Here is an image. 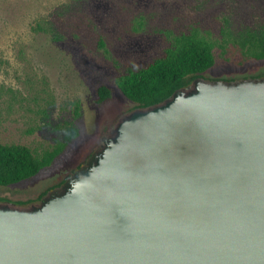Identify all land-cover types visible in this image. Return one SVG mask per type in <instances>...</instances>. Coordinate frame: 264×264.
Masks as SVG:
<instances>
[{"label": "water", "instance_id": "water-1", "mask_svg": "<svg viewBox=\"0 0 264 264\" xmlns=\"http://www.w3.org/2000/svg\"><path fill=\"white\" fill-rule=\"evenodd\" d=\"M0 264H264V76L121 116L40 202L0 203Z\"/></svg>", "mask_w": 264, "mask_h": 264}, {"label": "rangeland", "instance_id": "rangeland-1", "mask_svg": "<svg viewBox=\"0 0 264 264\" xmlns=\"http://www.w3.org/2000/svg\"><path fill=\"white\" fill-rule=\"evenodd\" d=\"M39 19L63 37L38 33ZM261 24L264 0H0V141L41 152L70 124L79 129L50 166L0 186V203L28 207L64 180L135 109L116 78L161 55L181 33L197 29L216 44L202 76H264V59L246 57L240 46ZM100 84L112 97L99 106Z\"/></svg>", "mask_w": 264, "mask_h": 264}, {"label": "trees", "instance_id": "trees-1", "mask_svg": "<svg viewBox=\"0 0 264 264\" xmlns=\"http://www.w3.org/2000/svg\"><path fill=\"white\" fill-rule=\"evenodd\" d=\"M33 28L46 36L52 35L53 40L63 37L47 19L37 20ZM215 45L214 41L197 29L181 33L161 55L141 68H130L126 73L120 74L116 78V84L128 99L136 103L135 108L160 103L176 89L188 87L196 77L202 76L214 65ZM240 46L246 57L264 59V24L248 29ZM96 93L95 102L99 106L112 97V89L106 84L98 85ZM78 135L79 129L72 123L67 127L62 140H57L52 148L43 149L41 152L25 144L0 141V186L15 184L35 176L50 166ZM47 191L40 196V200Z\"/></svg>", "mask_w": 264, "mask_h": 264}, {"label": "snow or ice", "instance_id": "snow-or-ice-1", "mask_svg": "<svg viewBox=\"0 0 264 264\" xmlns=\"http://www.w3.org/2000/svg\"><path fill=\"white\" fill-rule=\"evenodd\" d=\"M133 164L136 167H143L145 164V160L143 158H136L133 160Z\"/></svg>", "mask_w": 264, "mask_h": 264}, {"label": "flooded vegetation", "instance_id": "flooded-vegetation-1", "mask_svg": "<svg viewBox=\"0 0 264 264\" xmlns=\"http://www.w3.org/2000/svg\"><path fill=\"white\" fill-rule=\"evenodd\" d=\"M85 160H86V159H85ZM85 160H84V161H85ZM84 161H83V162H84ZM80 164H81V163H80ZM80 164H79V165H80ZM79 165H78V166H79Z\"/></svg>", "mask_w": 264, "mask_h": 264}]
</instances>
